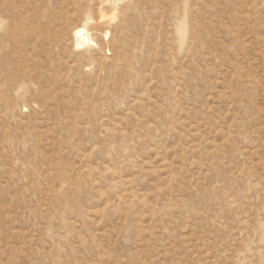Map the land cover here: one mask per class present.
I'll return each mask as SVG.
<instances>
[{
  "label": "rangeland",
  "instance_id": "rangeland-1",
  "mask_svg": "<svg viewBox=\"0 0 264 264\" xmlns=\"http://www.w3.org/2000/svg\"><path fill=\"white\" fill-rule=\"evenodd\" d=\"M0 264H264V0H0Z\"/></svg>",
  "mask_w": 264,
  "mask_h": 264
},
{
  "label": "bare ground",
  "instance_id": "bare-ground-1",
  "mask_svg": "<svg viewBox=\"0 0 264 264\" xmlns=\"http://www.w3.org/2000/svg\"><path fill=\"white\" fill-rule=\"evenodd\" d=\"M84 35V32H83V30L81 29V30H79L78 32H77V36L78 37H82ZM84 37V36H83ZM82 37V38H83Z\"/></svg>",
  "mask_w": 264,
  "mask_h": 264
}]
</instances>
